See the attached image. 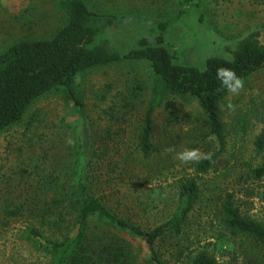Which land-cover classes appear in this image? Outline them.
Here are the masks:
<instances>
[{
  "label": "rangeland",
  "instance_id": "obj_1",
  "mask_svg": "<svg viewBox=\"0 0 264 264\" xmlns=\"http://www.w3.org/2000/svg\"><path fill=\"white\" fill-rule=\"evenodd\" d=\"M174 1L86 0V3L92 10L116 17L108 34L98 39L99 43L105 40L104 45L110 51L127 53L137 48L138 41L146 39L153 43L161 36L164 44L177 51L180 64L203 70L209 58L230 59L237 45L253 34L264 41V0H204V6L198 9L176 7ZM57 8L53 0H0V53L19 40L49 38L64 22L63 13ZM152 79L145 62L116 65L92 70L78 79L83 97L81 111L64 101L59 93L38 100L20 124L0 134V197L21 200L26 192L32 193L31 185L39 174L66 170L74 162L76 152L88 153L91 147L101 152L107 145L109 149L100 168L101 174H109L113 181L109 187L104 183L101 192L110 205L120 203L124 215H131L144 228L168 217L176 206L170 178L143 179L154 165L162 166L159 158L142 160L132 155L136 148L132 140L135 127L148 105ZM243 82L244 87L236 94L229 93L221 104V120L227 127L224 154H219L212 138H204V132L199 131L205 117L194 101L164 102L155 111L153 121L162 153L169 149L177 176H194L191 164L218 157L214 170L205 178L210 196L219 203L223 191L233 193L245 216L264 222V181L244 184L238 180L249 163L255 166L264 161V152L257 154L253 147L255 137L264 130V72ZM109 113L113 115L110 117ZM108 121L124 123L120 126L122 140L115 138L117 124L113 126L115 122ZM195 129L197 135H191ZM192 149L199 151L198 160L178 159V153ZM126 156L133 159L131 168L123 162ZM116 160L119 166L113 169ZM248 188L251 192H245ZM212 218L211 215L206 220L192 218L190 234L202 231L206 225L208 236L200 237L199 245L207 246L218 264H245L255 257L254 245L244 238L230 240L227 248L222 241L223 232L219 238L215 231L220 229L215 222H209ZM2 221L0 218V264L49 263V257L21 239L22 222L7 226ZM121 237L133 254L144 256L140 243L129 236Z\"/></svg>",
  "mask_w": 264,
  "mask_h": 264
},
{
  "label": "trees",
  "instance_id": "obj_2",
  "mask_svg": "<svg viewBox=\"0 0 264 264\" xmlns=\"http://www.w3.org/2000/svg\"><path fill=\"white\" fill-rule=\"evenodd\" d=\"M53 1L64 16L60 28L47 39L19 40L0 53V134L20 124L28 110L51 93L62 94L64 101L81 111L83 97L78 79L92 70L145 62L153 79L148 105L135 127L132 140L136 148L132 155L142 160L159 158L162 166L154 165L143 179L170 178L176 206L168 217L144 228L131 215H124L120 203L110 205L101 192L104 183L109 187L113 181L109 174H101L100 164L109 149L105 145L101 152L92 147L88 153L76 152L74 162L66 170L39 174L31 185L32 193L26 192L21 200L0 197L2 224L22 222L21 239L49 257L48 264H218L209 248L199 245L198 239L208 236L206 225L202 231L190 234L192 218L206 220L211 215L209 222H215L220 229L215 231L219 238L223 232L222 241L227 248L232 239H247L256 254L245 264H264V222L245 216L233 193L223 191L219 203L208 193L205 178L214 170L218 157L191 164L194 176H177L169 149L162 153L153 121L155 111L164 102L194 101L205 117L199 131L204 132V138H212L219 154H224L227 127L221 120V104L229 92L217 79L216 71L229 68L243 81L264 72V41H260V35L253 34L241 41L230 59H207L200 70L180 64L177 51L164 44L161 36L153 43L142 39L136 49L127 53L110 51L104 45L106 41L99 43L98 39L108 34L115 16L90 9L86 0ZM203 1L175 0L173 4L198 9L204 6ZM217 1L220 0L213 2ZM162 18H167L166 14ZM113 122V126H118L115 138L122 140L120 126L124 123L108 121ZM198 129L190 134L196 136ZM253 147L257 154L264 152V130L255 137ZM132 160L128 156L123 158L127 167L130 165L128 168L132 167ZM113 165L111 168L116 169L118 160ZM246 167L238 180L244 184L264 181V161ZM121 235L140 243L144 256L133 254Z\"/></svg>",
  "mask_w": 264,
  "mask_h": 264
},
{
  "label": "clouds",
  "instance_id": "obj_3",
  "mask_svg": "<svg viewBox=\"0 0 264 264\" xmlns=\"http://www.w3.org/2000/svg\"><path fill=\"white\" fill-rule=\"evenodd\" d=\"M216 77L221 82L222 87L229 93L236 94L244 87L243 80L235 71L229 68H218L216 71ZM69 143H72V141L69 140ZM177 156L182 162H188L198 160L200 158V153L196 149L184 150L183 152L178 153Z\"/></svg>",
  "mask_w": 264,
  "mask_h": 264
}]
</instances>
